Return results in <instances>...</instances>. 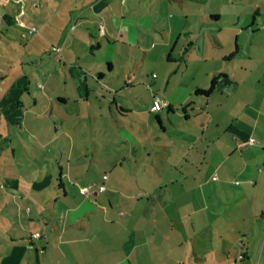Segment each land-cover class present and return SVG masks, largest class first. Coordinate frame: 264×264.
I'll use <instances>...</instances> for the list:
<instances>
[{
  "label": "crops",
  "instance_id": "obj_1",
  "mask_svg": "<svg viewBox=\"0 0 264 264\" xmlns=\"http://www.w3.org/2000/svg\"><path fill=\"white\" fill-rule=\"evenodd\" d=\"M49 1L48 90L0 69V264H264V0Z\"/></svg>",
  "mask_w": 264,
  "mask_h": 264
},
{
  "label": "rangeland",
  "instance_id": "obj_2",
  "mask_svg": "<svg viewBox=\"0 0 264 264\" xmlns=\"http://www.w3.org/2000/svg\"><path fill=\"white\" fill-rule=\"evenodd\" d=\"M117 1L121 4V6L124 5L125 8L130 3L129 0ZM49 2L51 1L22 0L20 5V10H22L21 16L18 14L19 11L17 8L14 12L9 8L6 10H0V69L5 70L11 66V70H14L16 65L21 66L23 72L26 73V77L34 83L33 88L37 89L36 93L42 90H48L46 86V88H44V84L46 82L43 78L44 73L39 68L36 69V66L42 63V66L45 67L47 73L49 74V54H51L50 52L52 46L49 43V38H52L53 41L55 40L54 47L62 45L60 40L57 41L60 36L61 28H63L62 21L59 19L60 16H54L49 21ZM2 3H5V0H0V4ZM10 3V6L16 7L12 1ZM139 12L141 11H135L136 14H140ZM4 13L10 14L13 17V21L10 24L2 21L1 18ZM21 22L23 25H20ZM31 26H34L36 30L29 33L28 29ZM71 27L72 25H70L68 29H71ZM222 33L225 34V31L223 30ZM254 34L253 36L250 35V32L247 34V39L250 41L248 49L252 51L254 55H256V58L261 60L260 62L264 65V32ZM152 35L153 36L151 38L156 37L153 33ZM150 42H152L151 39ZM157 51L158 47H155L153 54H156ZM133 52L134 55H136V51L133 50ZM153 54L149 55L147 62L149 61L150 63L148 64L149 66H146L145 68L148 70L147 72L149 74H156V68L162 66L158 60H155L156 56ZM133 60L135 61V59ZM256 63L259 64L258 62ZM132 66L136 67L138 66V63L134 64L133 62ZM31 69L33 74L30 73ZM37 83L39 84V87L42 86V89L35 87V84ZM1 89L2 87L0 86V93ZM29 90L30 92L34 91L31 87H29ZM135 93H137V89L133 90L132 94L127 95L128 98L135 96ZM32 97L33 95H31L29 100H31ZM213 99L219 100L222 99V96L213 95Z\"/></svg>",
  "mask_w": 264,
  "mask_h": 264
},
{
  "label": "built area",
  "instance_id": "obj_3",
  "mask_svg": "<svg viewBox=\"0 0 264 264\" xmlns=\"http://www.w3.org/2000/svg\"><path fill=\"white\" fill-rule=\"evenodd\" d=\"M7 0H5L6 2ZM20 25H23V23L21 22ZM36 29L34 26H31L29 27L28 29V32L31 33V32H34ZM99 33L102 34L103 33V30L102 28L99 29ZM23 36V35H22ZM154 75H152L153 77ZM167 106V103L166 101L160 99L159 97L157 96H154L153 99H152V103H151V110L154 111V112H158L160 111L161 109H163L164 107ZM256 143V140L252 137H249L245 142H243L242 144H249V145H252V144H255ZM261 146L264 148V142L261 143ZM104 187L103 186H99L98 189L99 190H102ZM81 193L83 194H86L87 191H88V187H83L80 189ZM32 237H39L40 236V233L39 232H35V233H32L31 234ZM238 245H241V243L239 242ZM238 257H242V255H238Z\"/></svg>",
  "mask_w": 264,
  "mask_h": 264
},
{
  "label": "trees",
  "instance_id": "obj_4",
  "mask_svg": "<svg viewBox=\"0 0 264 264\" xmlns=\"http://www.w3.org/2000/svg\"><path fill=\"white\" fill-rule=\"evenodd\" d=\"M11 1L17 6V9L19 11L18 14L21 16V14H22L21 11L22 10H20V8H21L20 5L22 3V0H7L5 2V4L6 3H10ZM6 9H8V8H5V10ZM13 16H14V14H13ZM1 19H2L3 22L9 23V24L13 21V17L10 14H7V13H4L2 15V18ZM216 78L217 77H213L211 79L210 84H209V86L207 88H205V89H196L195 90V93L196 94H202V95H205L206 96L212 90V88L214 86V83L216 82Z\"/></svg>",
  "mask_w": 264,
  "mask_h": 264
}]
</instances>
